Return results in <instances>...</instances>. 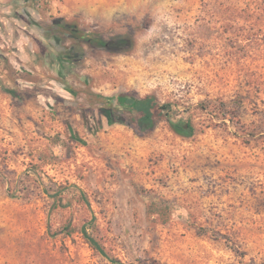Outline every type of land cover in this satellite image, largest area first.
Returning a JSON list of instances; mask_svg holds the SVG:
<instances>
[{
    "label": "rangeland",
    "instance_id": "rangeland-1",
    "mask_svg": "<svg viewBox=\"0 0 264 264\" xmlns=\"http://www.w3.org/2000/svg\"><path fill=\"white\" fill-rule=\"evenodd\" d=\"M120 93L194 135H136ZM115 261L264 264V0H0V264Z\"/></svg>",
    "mask_w": 264,
    "mask_h": 264
},
{
    "label": "trees",
    "instance_id": "trees-1",
    "mask_svg": "<svg viewBox=\"0 0 264 264\" xmlns=\"http://www.w3.org/2000/svg\"><path fill=\"white\" fill-rule=\"evenodd\" d=\"M26 1L34 4L37 2V0ZM73 36L88 46H96L116 54H127L134 48L133 40L125 36H117L108 40L76 32ZM7 92L12 97H17L13 90L10 89ZM92 97L98 100L101 108L114 112L118 117L119 123L131 129L138 136H145L159 123L167 124L174 134L183 138H190L195 133L192 123L189 120L180 118V113L173 108L174 105L172 103H161L153 95L138 98L127 93H120L115 98H106L97 94H93ZM55 144L60 145V142L56 140ZM150 201L148 213L158 215L163 222H167L170 218L172 204L156 195H150ZM86 239L91 248L105 255L103 248L97 241L90 236H86ZM115 263L119 262L115 261Z\"/></svg>",
    "mask_w": 264,
    "mask_h": 264
}]
</instances>
